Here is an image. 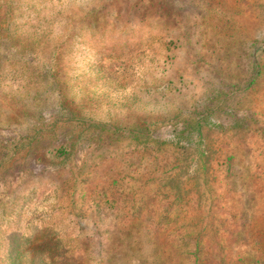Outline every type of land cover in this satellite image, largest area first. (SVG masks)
<instances>
[{
    "label": "rangeland",
    "instance_id": "obj_1",
    "mask_svg": "<svg viewBox=\"0 0 264 264\" xmlns=\"http://www.w3.org/2000/svg\"><path fill=\"white\" fill-rule=\"evenodd\" d=\"M227 1L0 0V264H40L48 249L30 243L51 237L83 264L160 260L145 226L141 253L116 255V235L174 168L153 166L144 143L187 129L220 161L214 203L242 204L250 159L264 165V78L251 56L262 43L249 48ZM247 122L250 132L230 130ZM215 243L201 261H263L256 238Z\"/></svg>",
    "mask_w": 264,
    "mask_h": 264
},
{
    "label": "trees",
    "instance_id": "obj_2",
    "mask_svg": "<svg viewBox=\"0 0 264 264\" xmlns=\"http://www.w3.org/2000/svg\"><path fill=\"white\" fill-rule=\"evenodd\" d=\"M244 1L245 12H239L242 0H231L230 4L228 1L225 4L223 13H231L229 16L234 17L232 20L237 18L241 26L246 28L245 31L249 32L253 38L249 40V48L257 51L258 43H262L261 53H252L251 56H255L253 63L256 74L264 78V0ZM234 120L237 122V119ZM200 129L201 127L198 131ZM248 129H251V125L247 122L245 125L236 123L230 130L235 133L250 132ZM183 132H187V135ZM262 135L260 155H264V129ZM159 139L156 137L152 141L159 142ZM150 143L151 141H146L144 144L153 152L152 165L159 167V164L164 163L165 166L174 168L169 170V174L165 173L161 179L164 182L161 187L143 191L139 202L133 203L121 216L123 226L119 231L122 234L116 235V255L129 251L141 253L142 245L134 232L145 226L152 250L161 257L151 264H207L208 258L201 261L200 255H207L212 249L218 248L215 243L217 237L256 238V250L263 255V261L257 264H264V165L250 159V173L246 174L247 179L237 191L243 195L244 201L239 207L228 209L212 200L217 190L216 166L220 161L213 156L207 143L196 144L192 130L175 134L173 138L159 143L157 149L148 147ZM160 145H164L163 149ZM68 155L66 153V160ZM221 163L229 170L232 167L231 160ZM178 168L182 171L178 172ZM236 177H240L238 173L228 174L229 179ZM227 186L233 184L228 183ZM140 195L141 192L138 197ZM117 201L119 199L116 197ZM119 212L121 210L118 214ZM33 244L37 245L32 247ZM50 247L54 249H49ZM29 249L31 253L48 249L40 264H49V259L53 257L61 259L63 264H83L82 257H75L74 249L60 238L32 241Z\"/></svg>",
    "mask_w": 264,
    "mask_h": 264
}]
</instances>
